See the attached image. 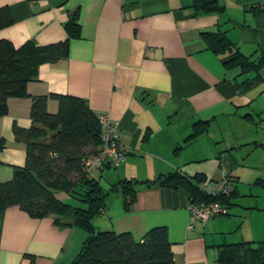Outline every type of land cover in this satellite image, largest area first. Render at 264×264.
I'll use <instances>...</instances> for the list:
<instances>
[{
	"label": "crops",
	"instance_id": "crops-1",
	"mask_svg": "<svg viewBox=\"0 0 264 264\" xmlns=\"http://www.w3.org/2000/svg\"><path fill=\"white\" fill-rule=\"evenodd\" d=\"M217 2L224 6L221 13L195 11L191 0H0L11 15V23L0 29V40L14 47L64 41L66 22L75 13L80 26V35L68 40L65 56L38 66L27 83L29 96L7 100V113L0 117V137L5 139L0 182L10 180L14 167L24 164L25 143L15 138L13 125L31 126V97L46 96V109L54 113L58 102L51 94H57L82 98L96 114L119 125L127 154L119 165L93 172L100 182L104 175L111 185L172 172L216 181L225 173L236 185L237 169L245 162L242 149L248 155L264 150V142L244 141L246 132L237 126L264 105L258 102L264 79L243 88L241 83L254 73L226 67L228 54L207 48L201 33L218 31L243 55H264V10L257 8L264 0ZM198 121L207 123L206 130L189 138ZM236 193L228 214L196 221L190 229L184 191L141 183L128 209L121 191L108 193L92 222L100 231L130 232L137 241L152 227L165 226L173 264H218L221 245L264 240V207L239 202L237 186ZM55 195L80 204L71 194ZM235 207L240 209L236 213ZM254 215L256 229L251 221L250 236H230ZM55 219L32 217L18 205L0 211V264H70L86 232Z\"/></svg>",
	"mask_w": 264,
	"mask_h": 264
},
{
	"label": "trees",
	"instance_id": "trees-1",
	"mask_svg": "<svg viewBox=\"0 0 264 264\" xmlns=\"http://www.w3.org/2000/svg\"><path fill=\"white\" fill-rule=\"evenodd\" d=\"M190 7L203 13L224 11V6L217 0H191ZM10 23L8 7L1 6L0 29ZM65 30L67 37L64 41L46 45L26 42L14 47L9 41L0 40V117L7 113L10 97L29 96L27 83L40 64L55 62L67 54L68 40L80 35L77 13L67 20ZM201 34L207 48L218 54H228L223 61L226 67H238L241 74L254 73L241 83L243 88L264 79L261 76L264 55L258 58L243 55L218 31ZM51 96L58 102L56 112L47 111L46 96H32L31 126L23 129L13 125L15 138L25 143V161L22 166L14 167L10 180L0 182V211L18 205L32 217L55 215V222L83 229L86 238L70 264H173L165 226L152 227L138 241L130 232L100 231L94 227L92 219L104 209L105 197L110 192L121 191L124 206L128 209L137 184H157L184 191L191 203L217 201L228 214L229 205L237 196L235 182L230 194L216 197L207 195L200 188L199 182L206 179L199 176L188 178L179 172L159 175L149 181L125 178L104 188L94 171L87 174L83 168V159L100 145L99 115L77 96ZM206 124L205 121L195 122L189 138L205 131ZM4 145L5 139L0 137V150ZM58 192L75 196L80 204L60 201L55 195ZM216 261L218 264H264V240L223 244L218 249Z\"/></svg>",
	"mask_w": 264,
	"mask_h": 264
},
{
	"label": "built area",
	"instance_id": "built-area-1",
	"mask_svg": "<svg viewBox=\"0 0 264 264\" xmlns=\"http://www.w3.org/2000/svg\"><path fill=\"white\" fill-rule=\"evenodd\" d=\"M257 8L264 10V2L257 5ZM101 127L100 145L98 149L88 154L83 159V168L87 174L105 165L114 167L122 163L127 154L126 148L120 141L119 125L110 119L108 115H99ZM234 182L230 175H223L220 180H204L199 182L200 188L209 196L228 195L233 191ZM190 212V225L193 227L196 221L205 222L210 218L226 213V208L217 201H201L188 203Z\"/></svg>",
	"mask_w": 264,
	"mask_h": 264
},
{
	"label": "rangeland",
	"instance_id": "rangeland-1",
	"mask_svg": "<svg viewBox=\"0 0 264 264\" xmlns=\"http://www.w3.org/2000/svg\"><path fill=\"white\" fill-rule=\"evenodd\" d=\"M261 87L262 84L260 83L255 88L254 92H257ZM258 102L264 103V96H262ZM259 107V113H256L255 116L253 115V119H240L243 122H237L238 129L246 132L243 140H248L251 144H253L254 141H257V143L264 142V105H259ZM248 151L246 147L241 151V155L244 156L245 162L237 169L240 176V180L236 183L239 193L237 199H239V202L241 200L242 203L246 204H252L255 201L264 207V150H253L249 155L246 154ZM114 170L116 169L111 168V171ZM224 174L225 173H223V175ZM231 178L233 182H235L232 176ZM108 180L109 175H104L101 179L103 187L106 188L109 185ZM235 210L239 211L240 209L235 207L232 212L236 213L237 211L235 212ZM261 213L264 214V212ZM255 217L254 215L248 220L246 218L242 228L237 229V231L232 229V235L230 236H235V238H237L239 233H247L248 236H250V231H252L251 221L253 227L256 229Z\"/></svg>",
	"mask_w": 264,
	"mask_h": 264
}]
</instances>
